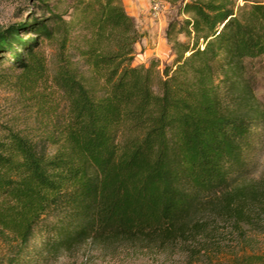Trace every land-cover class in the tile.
Segmentation results:
<instances>
[{"label":"trees","instance_id":"obj_1","mask_svg":"<svg viewBox=\"0 0 264 264\" xmlns=\"http://www.w3.org/2000/svg\"><path fill=\"white\" fill-rule=\"evenodd\" d=\"M39 1L42 16L0 30V87L30 117L0 129V264L88 243L164 250L212 219L253 223L264 184H232L264 153V2L167 0L185 19L170 24L174 60L160 70L135 63L140 34L122 0H75L65 13L64 0Z\"/></svg>","mask_w":264,"mask_h":264},{"label":"rangeland","instance_id":"obj_2","mask_svg":"<svg viewBox=\"0 0 264 264\" xmlns=\"http://www.w3.org/2000/svg\"><path fill=\"white\" fill-rule=\"evenodd\" d=\"M75 0H64L60 12H71ZM127 12L134 18L140 34L135 48V63H159V69L172 64L174 54L168 39L170 24L185 19L179 13V4L167 0H122ZM263 1L264 0H260ZM243 4L242 1H240ZM39 0H0V30L30 17L42 16ZM69 14V13H68ZM178 27V26H177ZM174 38L185 42L183 35L174 32ZM257 94L264 108V66L257 73ZM27 108L17 92L0 87V129L19 126L27 122ZM254 184L253 190L264 184V153L259 158L258 170L249 177L233 180V188L245 189ZM254 222L238 230L228 222L211 220L208 231L201 237L179 241L164 250H141L133 247L113 250L88 243L80 249L66 253L56 261L39 264H237L247 255L264 253V208H255ZM7 254L5 240L0 238V260Z\"/></svg>","mask_w":264,"mask_h":264}]
</instances>
